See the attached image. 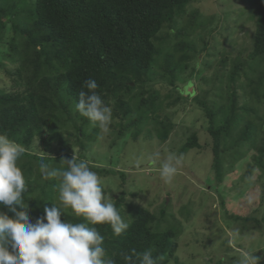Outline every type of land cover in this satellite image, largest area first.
<instances>
[{"label": "trees", "instance_id": "trees-1", "mask_svg": "<svg viewBox=\"0 0 264 264\" xmlns=\"http://www.w3.org/2000/svg\"><path fill=\"white\" fill-rule=\"evenodd\" d=\"M193 1L0 0L1 43L8 24L12 26L9 52L2 55L0 65L13 79L11 88L0 87V132L26 150L19 166L26 179L25 203L31 223L45 215V207L59 206L58 182L40 183L36 168L41 157L60 167L62 158H73V146L79 145L84 152V139L93 140L99 133L75 107L79 92L87 91L85 81H96L97 92L112 109L109 127L117 133L116 140L131 134L136 139L150 124L162 142L169 139L176 124L163 113L165 104L184 100L178 81L208 44L205 37L199 39L204 45L199 49L198 40L193 39L199 29L207 28L201 10L192 8ZM248 2L256 6L249 16L255 25L251 50L238 52L227 75L229 56L222 59V69L215 76L216 85L222 87L213 101L209 99L211 90L196 96L208 120L213 169L220 184L249 155V173L258 167L259 178L264 174V4ZM157 81L170 85V93L164 96L155 88ZM170 98L173 100L166 102ZM66 127L75 129V135L66 133L69 140L59 131ZM147 134L152 136L150 128ZM38 139L44 145H36ZM56 139L60 148L53 147ZM195 147L201 145L193 134L182 150ZM94 170L103 176L120 174L125 180V172L120 170ZM114 202L129 229L116 236L107 224L96 227L116 264H123L121 254L133 248L138 253L151 248L155 257H163L159 264H181L179 233L164 228L165 210L159 216L128 203L125 191ZM6 210L0 206V211ZM235 218L257 221L253 216ZM61 219L84 222L70 209L64 210Z\"/></svg>", "mask_w": 264, "mask_h": 264}, {"label": "rangeland", "instance_id": "rangeland-1", "mask_svg": "<svg viewBox=\"0 0 264 264\" xmlns=\"http://www.w3.org/2000/svg\"><path fill=\"white\" fill-rule=\"evenodd\" d=\"M260 4L263 5L264 0H260ZM255 7L248 0L193 1L192 8L201 10V20L207 26L205 31L199 29L193 39L198 40L199 49L204 46L199 39L205 37L208 44L207 49L190 62L188 71L178 81L179 89L185 94L182 95L184 100L172 106L165 104L163 113L171 116L176 124L166 142L159 139L150 124L136 139L131 134L118 141L117 133L109 127L107 133L99 129L93 140L84 139L87 145L84 152L79 145L73 146V157L86 160L89 167H93L91 170L106 167L125 172L123 180L120 174L103 176L95 171L114 201L125 191L128 203L148 208L159 216L165 210L164 228L179 233L178 257L181 264H239L249 253L258 258V264H264V174L262 179L259 178L261 171L258 167L252 175L249 173V155L237 163L223 183L217 182L208 120L196 101V96L202 97L207 90L212 91L209 99L214 100L216 92L222 87L216 85L215 76L221 71V61L225 56H229L224 70L227 75L238 52L248 54L251 50L255 25L249 16ZM6 30L2 42L5 46L0 39V61L3 60L2 55L9 52L7 40L12 34L11 24ZM224 82L228 85L226 77ZM12 85L11 75L0 65V87L9 89ZM154 87L164 96L172 89L167 83L159 81ZM229 92L227 90L226 94ZM172 100L170 98L166 102ZM149 128L152 136L147 134ZM59 131L67 140L66 133L75 135L73 127ZM193 134L198 136L201 147L183 151V145ZM72 138L76 140L75 136ZM71 142L74 144V141ZM36 145L44 144L38 139ZM54 146L60 148L57 139ZM169 155L180 160L171 185L165 184L159 174L161 162ZM22 161L20 159L19 163ZM36 169L38 172L39 168ZM44 181L40 179V183ZM37 195L39 193L35 197ZM233 215L253 216L257 221L245 222Z\"/></svg>", "mask_w": 264, "mask_h": 264}, {"label": "clouds", "instance_id": "clouds-1", "mask_svg": "<svg viewBox=\"0 0 264 264\" xmlns=\"http://www.w3.org/2000/svg\"><path fill=\"white\" fill-rule=\"evenodd\" d=\"M83 87L87 91L79 92L76 110L94 127L107 133L112 109L97 92L94 79L85 81ZM25 151L24 146L0 132V206L7 209L0 211V264H116L108 255L105 238L96 225H109L116 236L126 232L130 225L105 191L98 174L90 169L86 160H78L76 156L62 158L60 167L41 157L42 179L58 182L59 206L45 207V215L33 224L25 203L26 179L19 166ZM179 164L180 160L173 155L161 162L159 174L165 184H172ZM66 209L84 222L62 220ZM121 256L123 264H159L163 259L155 257L151 248L140 253L133 248ZM239 264H258V258L249 253Z\"/></svg>", "mask_w": 264, "mask_h": 264}]
</instances>
